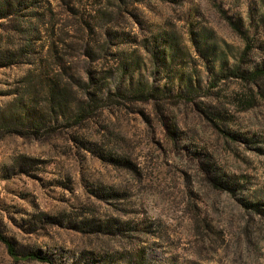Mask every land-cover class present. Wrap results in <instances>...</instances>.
Instances as JSON below:
<instances>
[{
	"label": "rangeland",
	"instance_id": "rangeland-1",
	"mask_svg": "<svg viewBox=\"0 0 264 264\" xmlns=\"http://www.w3.org/2000/svg\"><path fill=\"white\" fill-rule=\"evenodd\" d=\"M0 264H264V0H0Z\"/></svg>",
	"mask_w": 264,
	"mask_h": 264
},
{
	"label": "trees",
	"instance_id": "trees-1",
	"mask_svg": "<svg viewBox=\"0 0 264 264\" xmlns=\"http://www.w3.org/2000/svg\"><path fill=\"white\" fill-rule=\"evenodd\" d=\"M0 241L7 247V251L8 253L15 259V260H19L20 258H24V259H36V260H40L43 262H50L48 257L45 256H40L38 254L35 253H31V254H27L23 257H20L17 252L16 249L14 247V245L11 243V241L3 235V233L0 230Z\"/></svg>",
	"mask_w": 264,
	"mask_h": 264
}]
</instances>
